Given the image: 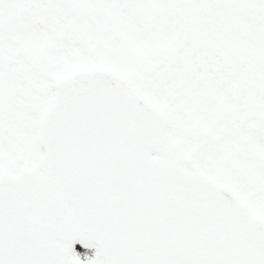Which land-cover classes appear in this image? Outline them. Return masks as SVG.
<instances>
[{"label":"snow or ice","instance_id":"6c2138e0","mask_svg":"<svg viewBox=\"0 0 264 264\" xmlns=\"http://www.w3.org/2000/svg\"><path fill=\"white\" fill-rule=\"evenodd\" d=\"M0 264H264V0H0Z\"/></svg>","mask_w":264,"mask_h":264},{"label":"rangeland","instance_id":"374dc122","mask_svg":"<svg viewBox=\"0 0 264 264\" xmlns=\"http://www.w3.org/2000/svg\"><path fill=\"white\" fill-rule=\"evenodd\" d=\"M79 247H80V245H79ZM78 246L76 247V248H74V250L76 251V252H78V253H84L85 251L87 252V255H88V257H92V256H94V252H95V249L94 248H92V249H84L82 246V248H79ZM82 260L83 259H85V256L84 255H81V257H80Z\"/></svg>","mask_w":264,"mask_h":264}]
</instances>
